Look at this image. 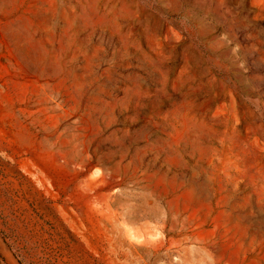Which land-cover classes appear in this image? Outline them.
Here are the masks:
<instances>
[{"label": "rangeland", "instance_id": "1", "mask_svg": "<svg viewBox=\"0 0 264 264\" xmlns=\"http://www.w3.org/2000/svg\"><path fill=\"white\" fill-rule=\"evenodd\" d=\"M0 264H264V0H0Z\"/></svg>", "mask_w": 264, "mask_h": 264}]
</instances>
